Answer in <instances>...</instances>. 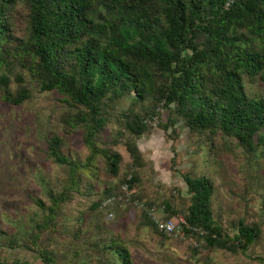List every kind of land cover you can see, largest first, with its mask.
<instances>
[{
    "label": "trees",
    "instance_id": "16d2710c",
    "mask_svg": "<svg viewBox=\"0 0 264 264\" xmlns=\"http://www.w3.org/2000/svg\"><path fill=\"white\" fill-rule=\"evenodd\" d=\"M21 7L25 26L17 35L13 15ZM256 78L264 80V0H0V102L22 105L30 99L31 83L40 92L62 96L69 109L62 124L66 131L83 129L90 154L84 164L77 163L62 154V139L51 136L46 155L72 178L84 172L98 182L100 173L91 165L97 155L104 160V173L118 175L121 155L96 145L113 120L119 138L126 135L130 167H140L142 157L133 139L147 132L144 118L157 115L161 107L169 112L171 126L179 119L192 134L211 138L221 133L234 138L245 153L258 150L264 156V99L249 97L244 90V82ZM127 98L131 108L117 113L116 106ZM129 176L121 185L127 184L131 193L138 178ZM183 178L189 196L186 211L163 203V220H184L182 238L232 254H244L261 238L257 223L241 219L232 222V236L224 232L211 210L212 181L203 175ZM68 192L49 193L48 206L36 201L42 223L35 222L23 245L37 253L41 264H56L57 255L49 244L40 245L38 232H53L61 207L70 201ZM102 193L104 200L114 196L109 189ZM99 206L94 203L91 209ZM143 217L158 235L169 238L146 213ZM5 247L17 244L9 240ZM98 253L90 264H109V255L120 264H133L118 237L98 245Z\"/></svg>",
    "mask_w": 264,
    "mask_h": 264
},
{
    "label": "rangeland",
    "instance_id": "374dc122",
    "mask_svg": "<svg viewBox=\"0 0 264 264\" xmlns=\"http://www.w3.org/2000/svg\"><path fill=\"white\" fill-rule=\"evenodd\" d=\"M25 13L23 7L14 12L17 35L24 29ZM244 90L249 97L264 99V80H246ZM61 99L57 92H40L31 83L30 99L22 105L0 102V241L4 246H0L1 261L41 264L37 253L23 245L29 241L35 222L42 223L36 201L48 206V194L56 196L66 188L70 201L61 207L56 228L53 232H38L40 245L49 244V250L57 255L56 264L94 263L100 255L98 245L112 237L121 240L133 264H264V156L258 150L247 154L234 138L221 133L211 138L192 134L179 119L171 126L167 123L169 112L161 107L157 115L144 118L147 132L133 139L141 153L140 167H130L126 135L119 138L113 120L96 145L121 155L118 175L104 173V160L97 155L91 165L100 173L98 182L90 181L84 172L72 178L67 168L54 164L46 155L47 138L51 136L62 139V154L77 163L84 164L90 154L83 143V129L66 131L62 124L61 118L69 109ZM131 106V99L127 98L119 102L116 111H126ZM131 173L138 182L129 191L130 197H137L133 201L160 219L166 216L165 202L179 213L186 211L189 196L184 175L206 176L214 187L213 217L224 232L232 236L236 231L232 222L241 219L257 223L261 238L244 254L207 250L201 240L193 237L162 238L146 223L144 210L121 199V182ZM104 189L114 192L111 204L103 199ZM97 202L99 208L92 210ZM9 240L17 247H5ZM108 258L109 264H120L115 255Z\"/></svg>",
    "mask_w": 264,
    "mask_h": 264
},
{
    "label": "built area",
    "instance_id": "2783aa9c",
    "mask_svg": "<svg viewBox=\"0 0 264 264\" xmlns=\"http://www.w3.org/2000/svg\"><path fill=\"white\" fill-rule=\"evenodd\" d=\"M130 179V176L128 177L127 180ZM122 190V197L121 199H124L126 202H130V194L128 190V185L123 184L121 187ZM115 200V196H111L106 199V203H112ZM134 206L137 208H141L140 210H144L146 215L150 218L152 223L154 224L155 228L157 231L161 232L167 237H173V238H179L182 239V225H184V220L181 217H176L174 219H168V220H163L160 219L155 215V213L152 210L145 209L144 205L138 204V201H131Z\"/></svg>",
    "mask_w": 264,
    "mask_h": 264
}]
</instances>
